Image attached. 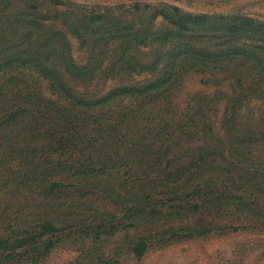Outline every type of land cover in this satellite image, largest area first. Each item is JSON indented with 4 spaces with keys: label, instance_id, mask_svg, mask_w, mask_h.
Instances as JSON below:
<instances>
[{
    "label": "trees",
    "instance_id": "1",
    "mask_svg": "<svg viewBox=\"0 0 264 264\" xmlns=\"http://www.w3.org/2000/svg\"><path fill=\"white\" fill-rule=\"evenodd\" d=\"M119 8L106 7L94 14L61 0H0V114L5 111L0 115V145L7 147L11 140L32 145L27 158L19 144L22 160L14 188L36 192L40 200L44 198L42 205L53 208L55 214L66 209L57 196L63 188L76 190L80 197L91 186L119 205V213L95 208V219L79 225L89 230L84 238L89 239L92 264H116L114 252L119 247L110 253L104 248L99 252L95 245L104 241L102 236L120 230L127 239L124 248L139 258L153 241L202 235L219 227L236 229L243 220L264 219V127H260L264 110L254 111L261 120L255 126L236 123L238 109L248 101L264 102V19L240 13L193 12L169 3L134 2ZM69 33L89 52L83 64L72 61ZM104 64L106 74L117 80L135 73L149 76L126 79L89 98L76 94L74 83L86 76L93 78ZM193 67L215 69L228 80L222 137L205 129L207 97L195 94L185 116L194 108L196 118L191 116L190 123L184 119L175 130L180 139L192 135V127L202 133L196 137L199 143H188L180 151L173 148L181 143L171 131L165 133L160 122L150 136L140 133L145 139H131L127 134L124 139L116 135L117 120L107 121L108 117L91 135L89 147L96 143L93 138L109 144L97 155L93 151L85 155L81 145L69 146L89 133L77 125L88 117L89 103L94 109L119 96L137 98L140 105L161 101ZM20 68L40 74L56 93V101H47V111L30 109L28 103L38 106L39 101L27 95L29 91L22 96L15 89L18 84L24 87V79L13 74ZM92 117L96 115L89 114ZM58 121L68 125L64 142L59 144ZM105 125L109 127L106 132ZM31 140L41 142L39 148ZM254 143L259 144L258 151L252 150ZM57 153L60 156H54ZM118 164L125 169L117 168ZM76 205L77 201L69 202L62 217L45 215L25 228H6L0 237V254L32 249L30 258L38 259L53 245L49 235L73 227L76 215L69 223L64 216L71 215ZM202 213L208 218H202ZM132 227H143V231L127 234Z\"/></svg>",
    "mask_w": 264,
    "mask_h": 264
},
{
    "label": "rangeland",
    "instance_id": "2",
    "mask_svg": "<svg viewBox=\"0 0 264 264\" xmlns=\"http://www.w3.org/2000/svg\"><path fill=\"white\" fill-rule=\"evenodd\" d=\"M66 4H77L89 12L96 13L104 12L106 7L114 9L121 5H131L134 2L139 3H153L162 4L169 3L178 5L181 9L193 12H209V13H228V14H247L259 19H264V0H61ZM69 38L70 54L72 61L77 64L86 62L89 52L82 50L78 40L70 33ZM106 64L95 73L93 78L89 79L86 76L83 79L76 81L74 89L76 94H81L82 97L89 98L95 94L104 93L107 89L117 83L124 82L127 78H120L117 80L115 77H109L106 74ZM215 69H207L203 67H193L186 70L181 77L180 84L177 88L172 89L168 96L161 101L154 103L139 104L137 98L119 96L115 100L110 98L108 102L99 104L96 108H92V103H89L88 117L78 122L79 127H83L89 133L84 136L81 142L79 139H74V143H69L70 147L81 145L85 155L94 153L97 155L103 147L109 144L102 138H93L96 143L89 147V142L92 140L91 135L94 131H99L98 124L104 117H108L107 121H116L114 126H118L116 135L120 136L129 135L131 139H138L143 137L140 133H147L150 136V130L153 129L156 123L165 125V133L171 131L172 136L177 138L181 143L179 146H174V150L180 151L188 143L196 144L197 135L202 132L195 127L189 128L192 135H185V139L178 137V132L175 130L177 127L183 125L184 119L191 122L190 117L196 118L193 114L194 108L188 115L189 105L194 103V95H205L203 109L205 111V129L208 131H215L217 136L222 137L225 134V127H222L223 119H225L224 104L228 98L226 91H228V80L219 77V73ZM17 74L24 79L22 87L17 85L16 90L30 95L32 98L39 101V105L28 103L30 109L35 107L38 113H43L50 108V102L56 101V93L53 92L49 83L40 74L30 71L29 69L20 68ZM217 75L218 78L215 77ZM148 77L146 73H135L127 80L141 79ZM65 79H70L69 74L64 73ZM29 87V88H26ZM217 94L216 101H212L213 95ZM59 103H63L61 100ZM251 108L253 111H251ZM264 110V102L261 99L253 98L248 101L242 108L238 109V119L236 123L240 127L254 126L260 121L257 120L259 115L254 113L257 110ZM41 110H43L41 112ZM5 112V111H4ZM2 112L0 115L3 116ZM127 113L124 117L120 113ZM95 114V117L89 119V114ZM112 115V117H111ZM188 115V116H187ZM44 117V115H43ZM111 118V119H110ZM187 118V119H186ZM260 127H264V118ZM119 120V121H118ZM104 124L107 122L104 120ZM112 123V122H111ZM185 123V122H184ZM244 124V125H243ZM60 139L56 143L64 142L65 135L63 131L68 129L67 124H62L61 121L57 122ZM107 125L104 126V131L108 130ZM188 128H186L187 130ZM103 131V129H102ZM218 131V132H217ZM14 136H12L13 138ZM145 139V137H143ZM125 139V138H124ZM176 140V141H177ZM23 140L10 141L7 147L0 145V237L6 233L8 227L25 228L30 223L39 221L40 217H62L64 211L68 210L69 202L77 201V205L71 208L73 213L65 214V223L71 222L72 216L75 214L76 219L73 220V227L55 232L49 235L52 239L53 245L45 251L38 259L30 258L34 250L27 251L17 250L14 252H2L0 254V264H92L89 262V239L84 238L89 233L86 231V226L83 230L80 224H90V221L95 219L93 209L107 210L119 213L121 208L119 205L113 203L108 199L105 194L98 189L87 186L86 193L78 197L76 190L71 188H63L57 192L58 200L64 201L65 210L59 209L54 213L53 208H45L42 205L41 196L36 192L30 191L26 188L20 187L15 190L14 183L17 182V169L20 164L21 150L27 154L26 157H31V144H27ZM175 141V140H174ZM189 141V142H187ZM31 143L37 140H31ZM29 142V143H30ZM11 143V144H10ZM23 144V145H22ZM41 142L36 143L39 148ZM173 144V143H172ZM252 150L258 151L259 144H252ZM19 151V152H18ZM96 151V152H95ZM46 154V152H44ZM68 153V152H67ZM66 153V154H67ZM78 153V150L75 151ZM13 155V157H12ZM60 156V154H54ZM25 160V158L23 159ZM21 165V164H20ZM122 164H118L117 168ZM125 169V167L119 168ZM80 201V202H78ZM38 209L40 212H38ZM41 213V215H39ZM88 215L86 219L82 217ZM202 218L207 219L206 213L201 214ZM63 222H57L61 224ZM242 226L236 229L231 227H219L209 231L206 234L191 236V237H173L167 242L153 241L141 257H135L131 252L125 249L127 239L124 238L123 230H120L115 235L102 236L104 241L96 243L99 252L105 249L108 252H113L114 246L119 247L118 253L114 252L117 257L116 264H264V219L258 220H243ZM83 231V232H82ZM143 227H132L128 229L127 234L133 235L141 233ZM85 245V246H84ZM5 253L9 254L6 255Z\"/></svg>",
    "mask_w": 264,
    "mask_h": 264
}]
</instances>
